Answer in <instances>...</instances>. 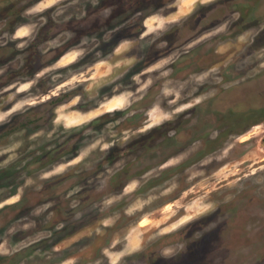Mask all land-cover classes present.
<instances>
[{
	"label": "rangeland",
	"instance_id": "374dc122",
	"mask_svg": "<svg viewBox=\"0 0 264 264\" xmlns=\"http://www.w3.org/2000/svg\"><path fill=\"white\" fill-rule=\"evenodd\" d=\"M0 116V264H264V0H0Z\"/></svg>",
	"mask_w": 264,
	"mask_h": 264
},
{
	"label": "clouds",
	"instance_id": "9594fccd",
	"mask_svg": "<svg viewBox=\"0 0 264 264\" xmlns=\"http://www.w3.org/2000/svg\"><path fill=\"white\" fill-rule=\"evenodd\" d=\"M191 3H195L196 0H190ZM28 34V29L27 28H22L17 32V36H26ZM122 99V98H121ZM117 106H120L119 102L117 103ZM0 119H3V116H0ZM213 208L212 204H204L202 206L198 207V211L196 212V215H200L203 214L205 212H208L209 210H211ZM193 219V216H186L183 219H181L179 221L178 224L173 225L174 228L179 227L180 225L185 224L187 221H190ZM171 250L166 249L165 252L163 253L165 256L169 255Z\"/></svg>",
	"mask_w": 264,
	"mask_h": 264
},
{
	"label": "bare ground",
	"instance_id": "6f19581e",
	"mask_svg": "<svg viewBox=\"0 0 264 264\" xmlns=\"http://www.w3.org/2000/svg\"><path fill=\"white\" fill-rule=\"evenodd\" d=\"M144 224V223H143Z\"/></svg>",
	"mask_w": 264,
	"mask_h": 264
}]
</instances>
